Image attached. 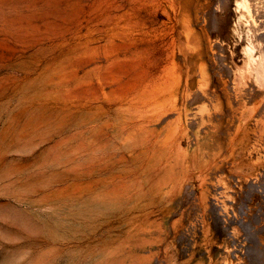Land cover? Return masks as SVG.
<instances>
[{
	"label": "rangeland",
	"instance_id": "1",
	"mask_svg": "<svg viewBox=\"0 0 264 264\" xmlns=\"http://www.w3.org/2000/svg\"><path fill=\"white\" fill-rule=\"evenodd\" d=\"M179 1L0 0V264H264V0Z\"/></svg>",
	"mask_w": 264,
	"mask_h": 264
},
{
	"label": "bare ground",
	"instance_id": "2",
	"mask_svg": "<svg viewBox=\"0 0 264 264\" xmlns=\"http://www.w3.org/2000/svg\"><path fill=\"white\" fill-rule=\"evenodd\" d=\"M179 2H180V7L179 8L181 10V13H182L183 17H185V15L187 14V12L191 8V5H193V7L195 9V13L201 11L202 9H204L208 5V0H205V2H202V0H180ZM235 5H236V10L243 9L247 13H250L251 12V10H250V8L248 6V0H240V1H237ZM12 9H13L12 7H3V6L0 7V33H2V32L3 33L8 32V30L10 28H12V27L7 28L5 26V24H6L5 18L7 16V14L12 11ZM37 42H39V40H36L35 41V43H37ZM245 53H246V56H247L248 60L255 61L257 70L259 69L258 71H261V72L264 73V55H259L258 56V60H257V58L255 57L254 48H253V46H251V44H249L245 48ZM35 56L36 55L33 54V57H35ZM23 66H27V62L26 61H18L16 63H14L10 68L12 70H15V69H19L20 67H23ZM252 67L254 69V66H252Z\"/></svg>",
	"mask_w": 264,
	"mask_h": 264
}]
</instances>
